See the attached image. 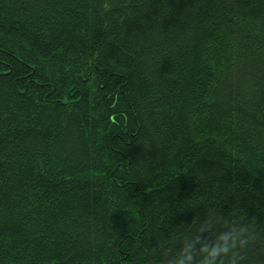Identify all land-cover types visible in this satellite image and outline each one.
Segmentation results:
<instances>
[{
	"label": "trees",
	"instance_id": "trees-1",
	"mask_svg": "<svg viewBox=\"0 0 264 264\" xmlns=\"http://www.w3.org/2000/svg\"><path fill=\"white\" fill-rule=\"evenodd\" d=\"M0 264H264V0H0Z\"/></svg>",
	"mask_w": 264,
	"mask_h": 264
},
{
	"label": "clouds",
	"instance_id": "clouds-1",
	"mask_svg": "<svg viewBox=\"0 0 264 264\" xmlns=\"http://www.w3.org/2000/svg\"><path fill=\"white\" fill-rule=\"evenodd\" d=\"M227 249H224V251H226ZM217 253H216V250L215 249H213V251H212V253H211V255H213V256H215Z\"/></svg>",
	"mask_w": 264,
	"mask_h": 264
}]
</instances>
